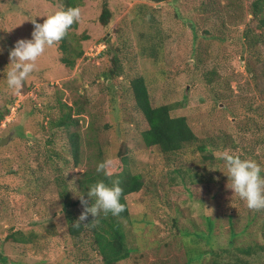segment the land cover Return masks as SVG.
<instances>
[{
  "label": "rangeland",
  "instance_id": "rangeland-1",
  "mask_svg": "<svg viewBox=\"0 0 264 264\" xmlns=\"http://www.w3.org/2000/svg\"><path fill=\"white\" fill-rule=\"evenodd\" d=\"M82 1L68 54L60 42L46 49L13 94L5 70L15 42L31 38L30 20L43 23L64 6L0 0V264H103L91 235H70L60 182L79 201V179L106 158L114 160L113 174L126 167L143 183L126 196L131 255L119 264H187L194 245L264 247V209H249L228 188L216 155L227 150L264 165V29L251 15L255 0ZM105 2L107 26L99 20ZM152 47L158 54L148 58L144 49ZM137 77L154 107L170 105L173 116L187 118L197 142L174 154L144 145ZM66 114L73 124L54 126ZM10 232L24 240H5ZM233 233L240 237L231 245ZM250 264H264L263 250Z\"/></svg>",
  "mask_w": 264,
  "mask_h": 264
},
{
  "label": "trees",
  "instance_id": "trees-1",
  "mask_svg": "<svg viewBox=\"0 0 264 264\" xmlns=\"http://www.w3.org/2000/svg\"><path fill=\"white\" fill-rule=\"evenodd\" d=\"M64 6L63 10L69 7H81L82 0H59ZM152 2H158V0H150ZM155 9V8H154ZM157 10V9H155ZM142 12V11H141ZM146 13V12H145ZM141 17L143 19V14ZM251 15L253 21L257 23L260 29H264V0H255L251 5ZM112 18V11L109 8L107 2L103 5V10L100 15V22L104 26H107ZM78 28V23H74L67 35L60 42V50L63 54H68L70 40V34L72 30ZM248 37V34H245ZM152 46V45H151ZM150 50V49H149ZM144 49L145 56L148 58H154L157 56L156 47H152L149 51ZM83 52H80L77 58L82 57ZM62 62L69 67H74V59H70L65 56L62 58ZM134 99L136 102V109L140 112L146 121L148 128L142 132V140L144 145L148 148L157 147L163 153H178L188 145H192L198 141V137L193 132L188 120L185 116H173L172 107L170 105H162L154 107L151 102L149 89L147 82L144 77H137L132 81ZM4 117L0 114V119ZM73 124L72 117L70 114H66L59 122L55 123L54 126L63 128L69 127ZM73 139L72 155L75 159L76 165L80 159V144L79 137L75 134L71 136ZM76 138V140H75ZM200 150H205V147H200ZM141 176L138 174H132L124 167L123 171L112 174L110 177L104 176L102 173H98L96 170L87 171L81 179H79V192L81 196H85L88 200V205L91 206L94 203L87 197V192L90 186L94 185L98 181H103L107 186L111 187L114 181H119V185L122 188V195L120 202L124 204V211L119 216H113L111 213L107 215L101 213L95 219L90 214L85 221H80L79 209L85 210V205L79 201H72L70 199V193L67 185L64 182L61 183L62 191L61 194L64 198V212L66 219L69 223V233L75 239H81L83 236L91 235L92 247L97 251L101 257L103 264H119L122 261L127 260L131 255V249L127 243V232L126 222L130 220L131 215L129 206L126 201V196L139 192L143 183ZM63 184V185H62ZM82 205V206H81ZM214 225V224H213ZM15 232H10L6 235L5 240H24L23 238L16 237ZM198 238H206L208 241L209 237L203 235ZM231 245L236 238L240 236L233 233ZM210 244V242L208 243ZM257 244L254 246L237 247L230 250L220 249V251L202 250L200 251L199 245L192 247V253L189 255L187 264H202V261L210 257L212 264H250V259L253 256L261 254V250L264 252V247L259 250L256 249ZM214 252V253H213ZM213 254L217 256V259L213 260ZM225 254H228L227 256ZM225 256V257H224ZM224 258L225 262H220Z\"/></svg>",
  "mask_w": 264,
  "mask_h": 264
},
{
  "label": "clouds",
  "instance_id": "clouds-1",
  "mask_svg": "<svg viewBox=\"0 0 264 264\" xmlns=\"http://www.w3.org/2000/svg\"><path fill=\"white\" fill-rule=\"evenodd\" d=\"M81 19L79 7H69L59 10L47 16L43 23L36 19L30 20L34 25L31 38H22L15 42L9 53L10 64L5 70L7 88L17 94L24 82L37 69V61L45 53L46 49L53 47L61 41L74 23ZM11 108L12 106L9 105ZM216 155L222 160L226 176L228 177V188L235 195L246 202L249 209H264V165L253 159L241 158L239 155L231 154L225 150ZM115 163L112 158H106L99 162L96 167L98 173L106 177L112 176ZM122 188L119 181H114L112 186H107L103 181H98L90 186L87 197L93 201L89 207L85 196L79 197L85 205V210L80 216V221L87 220L89 214L94 219L101 213L119 216L124 211V204L120 202Z\"/></svg>",
  "mask_w": 264,
  "mask_h": 264
}]
</instances>
